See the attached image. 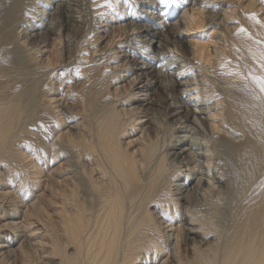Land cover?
<instances>
[{
	"label": "bare ground",
	"instance_id": "1",
	"mask_svg": "<svg viewBox=\"0 0 264 264\" xmlns=\"http://www.w3.org/2000/svg\"><path fill=\"white\" fill-rule=\"evenodd\" d=\"M9 1L0 0V264H158L167 254L168 264H264V91L253 79L264 78V0H188L167 11L133 0L117 16L123 33L103 38L107 52L88 49L78 0H39L49 11L18 32L23 64L8 50L22 19L11 22ZM130 50L142 54V94L157 102L132 98V83L121 88L129 100L112 88L126 79ZM118 57L122 68L109 67ZM139 105L157 116L154 136ZM162 127L171 136L159 141ZM220 136L226 156L214 146ZM224 193L234 194L231 219L218 234Z\"/></svg>",
	"mask_w": 264,
	"mask_h": 264
},
{
	"label": "rangeland",
	"instance_id": "2",
	"mask_svg": "<svg viewBox=\"0 0 264 264\" xmlns=\"http://www.w3.org/2000/svg\"><path fill=\"white\" fill-rule=\"evenodd\" d=\"M25 2H28V3H26V4H22V1H19V2H17L16 3V0H12V1H9L8 2V4H6L5 5V8H7L8 9V12L11 10L12 12H11V14H12V17H10L9 16V19L11 20V22L13 23L14 21H16L18 18H20V15H22L21 17H22V19H20L19 21H21L18 25L16 24V25H14L13 26V24H11V26L10 27H12V29H11V31H10V45L8 46V50H10L9 52L11 53V55L14 53V56H13V58H15V60L17 61L18 59V64H23V62H24V59H25V55H23V54H25V42H23V43H21V44H18L16 41L18 40V38H20V34L24 31V30H26L27 32H28V28H29V25H32L33 23H37V21L38 20H36V19H38L39 17H40V12H39V10L40 9H43V11L44 12H47V11H49V9H48V6H45V3H42V4H40L39 2V0H35V1H33V0H24ZM44 1H47V0H44ZM80 3L78 4V11L80 12V14H81V12H83L81 15H82V18H86L85 19V24H87V28H88V26H89V28H88V30H90V32L88 31V33L87 34H89L90 35V33H91V37H92V41H90L89 42V44H88V49H90V47H92V45H93V47H97L95 50H98L100 47L102 48L103 47V44H104V42H105V40L107 39V38H105V37H111L112 35V33L113 32H115V34L114 35H120L121 33H123V32H121L120 31V26H118V25H120V24H122L123 23V21L120 19V18H118L117 16L118 15H120V13H123L124 14V12H129L130 11V7H131V5H133L134 3V1L132 0H117V1H114L113 2V0H110L111 2H109V0H87V2H86V0H78ZM91 1V2H90ZM94 1H97V2H99V3H96V4H94ZM120 1V2H119ZM159 1V0H158ZM86 2V3H85ZM126 2H129V3H126ZM157 2V0H155L154 1V3H156ZM180 2H182L183 4H185L186 2H188V0H176V3H180ZM33 4L30 8H28L27 9V7H29L30 6V4ZM84 3V4H83ZM87 3H89V4H87ZM101 3V4H100ZM126 3V4H125ZM95 6V8H96V10H94L93 9V5ZM116 4H118L117 6H116ZM82 5V6H81ZM159 5L161 6H159L161 9H165L164 11H167L166 9H167V7L166 6H164L165 4H162V3H159ZM88 6H91V7H88ZM110 6V7H109ZM114 6V7H113ZM186 6H187V8L188 7H190V5L188 4H186ZM17 9H16V8ZM88 7V9H86ZM164 7V8H163ZM15 8V9H14ZM18 8H23L22 10H18ZM106 9L105 11H104V9ZM109 8H110V10H109ZM132 9H133V7H131ZM144 9H147L148 8V11H152L153 9H150L149 7H143ZM87 10V11H83V10ZM90 9H92V12L94 13V14H92V12H91V10ZM102 9V10H101ZM117 9V10H116ZM124 9H126V10H124ZM82 10V11H81ZM103 11V12H101V11ZM206 10H208V9H205L204 11H206ZM24 11V12H23ZM90 13H89V12ZM101 13H100V12ZM108 13H107V12ZM119 11H120V13H119ZM132 11V10H131ZM182 9H181V12L180 13H182ZM26 12V13H25ZM163 12V11H162ZM27 13H30V14H27ZM87 13V14H86ZM95 13H97V14H95ZM27 14V15H26ZM100 14V15H99ZM102 14V15H101ZM45 15V14H44ZM44 15H41V16H44ZM92 15H93V17H92ZM99 15V16H98ZM106 15V16H105ZM147 15H149V14H147ZM91 18H90V17ZM163 18H166V16L164 15L163 16ZM83 19V20H84ZM87 19H90V21L89 20H87ZM92 19V20H91ZM22 20H25V22H23ZM97 20H99L100 21V23H99V21H98V25H96L97 23ZM178 20V17H174V19H172V23H176V22H178L177 21ZM27 23H29L28 24V26L27 25H25V24H27ZM90 23V24H89ZM93 23V24H92ZM96 23V24H95ZM142 23H144V22H142ZM99 26V27H98ZM118 26V27H117ZM16 27H18V28H16ZM17 30V32H16V30ZM98 29V30H97ZM215 29V28H214ZM15 30V31H14ZM21 30V31H20ZM98 31V33H97V31ZM14 32H15V34H14ZM20 34H19V33ZM18 33V34H17ZM117 33V34H116ZM120 33V34H119ZM73 34V33H72ZM71 34V35H72ZM17 35V36H16ZM117 35V36H118ZM16 37V39H15V37ZM95 36V37H94ZM179 36V38H182V40H187L188 41V39H189V37L188 36H185V35H178ZM18 37V38H17ZM94 38V39H93ZM103 38H105V40L103 39ZM116 38V37H115ZM120 38H122V37H120ZM207 39V36L205 37V40ZM23 40V39H22ZM123 40V39H122ZM121 39H119V41H117L118 43H124L123 41H122ZM101 41H103V43L101 42ZM12 42L14 43V44H12ZM63 42H64V40H62V43H60V45L57 47V53H55L54 52V56L57 58L56 60L58 61V62H60V61H62V60H64V57H63V52L61 51V49H62V47H61V45L63 44ZM16 44H18V45H16ZM90 44H92V45H90ZM95 44V45H94ZM15 45V46H14ZM20 45V46H19ZM24 45V46H23ZM87 45V44H86ZM122 48L123 49V47L122 46H120V45H117V49L118 48ZM18 48V50H15V49H17ZM19 48L21 49V50H19ZM56 48V47H55ZM55 48H53V50H56ZM100 48V49H101ZM25 49V50H24ZM111 49H109L108 51H110ZM149 50H150V52H148V54H150V55H152V53H153V50H154V52H156L157 50H156V48L154 47L153 48V44L150 46V48H149ZM13 51V52H12ZM20 51H21V53H20ZM60 51V52H59ZM103 51H105V52H107L106 50H105V47H103ZM143 51V50H142ZM24 52V53H23ZM22 56H21V55ZM52 54L53 53H51V56H52ZM120 55H122V53H120ZM127 58H126V60H125V62L127 63V66H125V68H122V66H120V64H122L123 63V60H122V58L121 57H118V58H111V59H109V61H108V63H109V67H113V68H116V66L119 64V66H120V68H122L123 69V74H125V75H127V76H129V78H127V76H125V80L124 81H117V78L115 79L116 81H114L113 83H112V88L113 89H115L116 87H118V89H116V92L117 93H120V96H122L121 98H123L124 97V99H126V100H129V97L127 98H125V96H126V90H124V91H122V84H126V85H129L130 83H132L131 85H132V89H131V91H128V93L130 94V96L132 97V98H136V100L138 101V100H140V99H142V98H144V97H148V98H151V99H153V102H157V99L159 100V96L158 95H156V93H155V95L154 94H151V92H153V91H149V92H147V94L144 96L142 93H144L145 92V89L144 88H140V86H141V84H143V83H145L146 81H145V79L143 78V76L141 75V72L139 71V69H138V67H139V65H137V63H139L138 61L139 60H141V53L139 52V51H135V52H131V50L129 51V53H127ZM21 56V57H20ZM30 56V58H28V59H30V60H32V59H35V58H40V51L39 52H37V53H35L34 55H29ZM23 57V58H22ZM165 59V58H164ZM164 59H162V61L160 60V61H158V63L157 64H159L160 63V65H162L163 63L165 64V63H171V61L170 60H164ZM21 61V62H20ZM168 64V65H169ZM119 66H117V67H119ZM71 67V66H70ZM129 67H132V70H129ZM164 67V66H163ZM129 70V71H127V70ZM126 70V71H125ZM62 70H60V72H61ZM68 71H73V69L71 70V69H69ZM122 72V71H121ZM170 72H174V69H172ZM71 73H73V72H70V74ZM71 76L73 77V79H72V77H70L69 78V83H75V81H77V79L71 74ZM132 77H136V79H132L133 81H134V83H133V81L131 80V78ZM58 78V77H57ZM187 78V77H186ZM72 80H74V82L72 81ZM158 80H160V79H158ZM72 81V82H71ZM141 82V81H143L142 83H138V82ZM59 83V82H58ZM127 83H129V84H127ZM157 84L158 85H160V82L158 81L157 82ZM127 88V87H126ZM182 88V85H180V86H177L176 87V89L172 92V94H173V96H175L176 97V93H177V91H178V93H179V89H181ZM142 90V91H139V94H137L138 92V90ZM144 90V91H143ZM115 91V90H114ZM135 93L137 94V95H135ZM185 99H187V97H185ZM171 103V100H169V99H167L166 100V105L167 104H170ZM174 103H176L177 105H180V102H174ZM128 103H126V105H121L120 107L121 108H129V105H127ZM190 107L191 108H194L195 107V105H194V101H192L191 102V105H190ZM144 105H139V111L141 112V111H143V112H139V116H141L140 117V119H139V121H141L140 122V125L142 126V130H145V129H147L148 130V132H152V135L154 136V129H156V127H157V120H156V115H154V116H152V113H151V111H150V113L151 114H147V112L144 110ZM146 109V108H145ZM180 111V114L179 115H183V108L182 109H180L179 110ZM202 117H203V115H202ZM184 119H185V117H183L182 119H181V121H184ZM193 119V117H191L190 118V121ZM191 123V122H190ZM155 124V125H154ZM163 126V125H162ZM63 130H65V129H63ZM137 134H138V136L139 135H141V133L140 132H137ZM190 133L188 132V135H189ZM137 136V135H136ZM136 136H134V137H132V138H135ZM165 136H171V134L169 135V132L167 131V128L166 127H162L161 128V132L159 133V135H158V137H157V140H162V138L163 137H165ZM201 137H203V134H202V136ZM42 138V137H41ZM217 142H216V144L214 145L215 146V148H218L219 150H221L222 151V153L224 154V156H226V148L224 147V146H226V144H229V142L228 141H226V138H223V137H219V138H216L215 139ZM122 141H123V138H122ZM126 141V140H125ZM69 153V152H68ZM68 153H67V158L69 157L68 156ZM65 156H66V154H65ZM71 160H72V163L73 164H76L77 163V159L74 157V155H70V157H69V162H71ZM227 161H225V163H226ZM228 164V163H227ZM227 169L228 170H230L231 169V167H230V165L227 167ZM175 182V181H174ZM174 182H172L171 184H169V188L170 189H172V184L174 183ZM171 185V186H170ZM173 192H174V190H173ZM233 198H234V194L232 193V194H230V193H228L227 195H226V193H224V194H222L221 195V198H220V201H221V203H220V206L217 208V211H215V215H219V218H218V220H216V228H217V232H218V234H220V233H222L223 231H225V227H226V222L227 221H229L230 219H231V217H229V214H230V216H231V205H232V200H233ZM186 208L185 207H179L178 208V212L180 213V216H181V218H183V217H185L186 215H191L188 211H186L185 210ZM151 211H153L154 213H157V210L156 209H153L152 210V208H150V212ZM164 215L165 216H168V213H164ZM226 218H228V220L226 219ZM227 220V221H226ZM169 222V221H168ZM191 222V220L190 219H187V223L186 224H184V226L185 227H188V225H189V223ZM193 223V222H192ZM194 223H196V222H194ZM212 237H209V239L208 240H212V242H215V237L214 236H216V234H213V235H211ZM189 246H191V243L189 244ZM173 251L174 250H172V254H173ZM175 254V253H174ZM168 254L167 255H165V256H162L161 258H160V260H159V262H158V264H168V262L166 261V260H169L168 258Z\"/></svg>",
	"mask_w": 264,
	"mask_h": 264
},
{
	"label": "snow or ice",
	"instance_id": "3",
	"mask_svg": "<svg viewBox=\"0 0 264 264\" xmlns=\"http://www.w3.org/2000/svg\"><path fill=\"white\" fill-rule=\"evenodd\" d=\"M162 4L175 3L176 0H160ZM254 80H258L260 83L261 91H264V78L253 77Z\"/></svg>",
	"mask_w": 264,
	"mask_h": 264
}]
</instances>
